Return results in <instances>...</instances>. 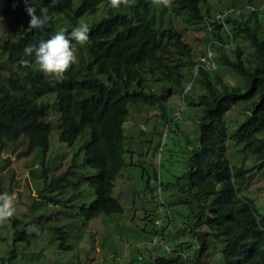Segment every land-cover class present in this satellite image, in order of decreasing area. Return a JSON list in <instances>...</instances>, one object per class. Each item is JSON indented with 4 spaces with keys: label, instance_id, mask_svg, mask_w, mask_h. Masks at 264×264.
<instances>
[{
    "label": "trees",
    "instance_id": "trees-1",
    "mask_svg": "<svg viewBox=\"0 0 264 264\" xmlns=\"http://www.w3.org/2000/svg\"><path fill=\"white\" fill-rule=\"evenodd\" d=\"M233 1L225 8L237 14L210 19L214 27L203 41L213 66H206L183 30L210 16L203 12L207 0H134L118 8H110L108 0H0V17L12 20L0 35V150L24 140L22 154L35 152L40 159V172L31 177L37 190L62 204L63 218L75 222L51 225L47 218L34 222L33 217L23 223L15 216L12 244L0 264L28 261L20 249L44 233L49 250H71L74 256L80 238L75 227L83 233L100 215L123 211L115 183L131 151L124 124L138 104L157 107L158 117L174 132L173 125L184 127L186 170L176 176L173 196L187 213L174 219L166 206V218L160 220L167 226L161 229L155 219L158 239L144 253L161 244L170 254L143 258L138 252L131 264H264V201L249 193L256 176H264V11L251 10V0L242 11ZM29 5L47 16L42 30L28 26ZM79 24L87 25L88 40L75 43L77 62L61 77L44 75L34 58L25 56L26 45L60 30L67 34ZM242 41L248 46L243 48ZM225 71L234 82L225 79ZM177 92L184 107L173 118L167 105ZM237 106L241 113L229 117ZM53 130V153L69 155L70 163L49 175L45 155ZM9 164L10 158L0 161V171ZM62 191L68 197L58 198ZM45 249L32 251L33 258L46 255Z\"/></svg>",
    "mask_w": 264,
    "mask_h": 264
},
{
    "label": "rangeland",
    "instance_id": "rangeland-1",
    "mask_svg": "<svg viewBox=\"0 0 264 264\" xmlns=\"http://www.w3.org/2000/svg\"><path fill=\"white\" fill-rule=\"evenodd\" d=\"M207 1L206 5L203 6V12L206 13V17L208 14L210 16L204 20V23L183 30V38L191 45L193 54L201 62L206 66H213L210 59L204 56L205 53L207 56L212 55V52L203 41L204 35L214 27L210 19H220L226 13L237 14V11L225 8L231 5V0ZM251 1L255 3V7L251 10L263 13L264 0ZM233 3L243 7L244 10L242 11H248L245 8L248 6L245 0H234ZM260 21L264 29V15L260 18ZM10 27H12V20L9 17H0V35L6 33ZM241 43L243 48L248 46L246 42L242 41ZM231 44L232 42L228 45ZM226 52L230 54L229 50ZM225 79L234 82V77L227 71H225ZM185 88V91L189 89L190 84L187 83ZM50 97L54 101V96ZM167 106L171 116L179 118V110L184 107L179 92L174 93L169 98ZM158 113L159 109L157 107L138 104L130 108L129 117L124 124L126 144L131 151L125 155L128 164L119 173L114 191V195L123 206V211L106 217L100 215L95 220L88 222L83 233H78V230L80 231L79 226L75 227L73 233L80 237L73 253L75 257L70 253L71 250L63 252L58 250L57 247L49 250L47 248L49 234L44 233L41 237L32 241L26 250L20 249V253L24 252L23 254L28 257L25 260L28 261L23 263L16 261L14 264H64L67 259L66 264H131L138 257V252L141 253L140 256L142 255V257L170 254L168 249L161 244H158L156 250L153 249L150 253L145 254L144 252L150 249L158 239L153 234L155 219L159 218L156 225L160 226L161 229L164 228V225L167 226V223L160 220L166 218V206L169 208L170 216L174 219L177 218L176 215L179 213L180 219L187 213L185 206L175 203L177 200L173 196L177 187L174 184L176 176L186 170L184 161L187 149L183 137L186 132L184 133L182 125H173L174 132L172 127L169 128L168 124L162 122L158 117ZM239 113H241V106L233 108L228 116L233 117ZM56 138L57 133L53 130L50 135L51 148L45 155L50 162L48 164L50 168L47 172L49 175L61 173L70 163L69 155L65 154L61 157L53 153L54 150L52 149ZM77 144L74 147H77ZM157 144L160 147L154 153ZM61 145L68 149L67 145ZM24 149L25 141L21 140L15 145L0 150L1 163L6 158H10L9 166L0 171V194L6 193L12 197L14 209L11 216L0 217V257L7 255L11 247L13 232L11 221L15 216L21 218L23 223H30L34 219V222L42 221L47 218L51 225L75 226V222L63 218L62 204L52 202L37 190L32 178L40 172V159L37 158L35 152L28 155L22 154ZM64 152L67 153V151ZM50 157H54V159L50 161ZM155 176L158 177V181ZM82 188H84V185H82ZM85 190L86 188H84V192ZM249 193L258 202L264 201V176H256L249 188ZM57 197L63 199V197H68V194L63 195V191L57 192ZM86 199L85 196L84 201ZM91 199H94L93 192L91 193ZM73 201L74 205H77L79 199L74 198ZM31 210L33 213H31ZM157 236L159 237V235ZM168 245H171V243L168 242ZM135 246L138 247V250ZM43 249H45L46 255L33 258L32 253L34 250L35 252H41ZM30 260L31 263H29Z\"/></svg>",
    "mask_w": 264,
    "mask_h": 264
},
{
    "label": "clouds",
    "instance_id": "clouds-1",
    "mask_svg": "<svg viewBox=\"0 0 264 264\" xmlns=\"http://www.w3.org/2000/svg\"><path fill=\"white\" fill-rule=\"evenodd\" d=\"M133 2L134 0H108V6L118 8L121 4ZM26 11L29 15V27L42 30L46 26L48 20L46 15L37 14L31 5L26 7ZM87 40L88 27L86 24H79L67 34L60 30L51 35L50 38L40 41L37 45H26L24 53L25 56L34 58L32 62L36 69L44 75L61 77L70 65L77 62L75 43L82 45ZM22 62L28 63L29 61L23 60ZM13 211L12 197L6 193L0 194V217L11 216Z\"/></svg>",
    "mask_w": 264,
    "mask_h": 264
}]
</instances>
